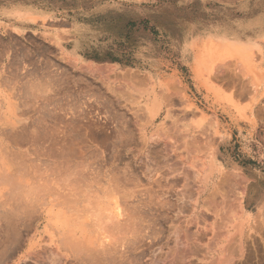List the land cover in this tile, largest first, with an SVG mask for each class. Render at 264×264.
Returning <instances> with one entry per match:
<instances>
[{"label":"rangeland","instance_id":"374dc122","mask_svg":"<svg viewBox=\"0 0 264 264\" xmlns=\"http://www.w3.org/2000/svg\"><path fill=\"white\" fill-rule=\"evenodd\" d=\"M256 1L0 0V264H194L210 254L202 248L206 241L228 242L229 264H245L246 259L247 264H264V211H257V204L264 207L262 192H254L246 208L238 206L245 175L212 166L208 187L202 190L200 172L208 153L197 140L191 146L195 151L187 156L179 141L188 123L205 121L214 151L227 128L237 139L241 130L234 126L252 118L256 97L260 91L264 95V32L252 37L249 28L233 25L259 14L253 11L260 4ZM244 2L246 9H239ZM187 13L207 25L220 22L233 28H219L217 38L208 29L198 31L188 37L183 52L156 19L159 15L174 23ZM77 15L81 17L76 19ZM85 18L100 25L111 21L118 36L97 32L91 45L78 46L76 27ZM156 100L161 110L153 118L145 108ZM258 103L264 105V99ZM163 123L172 148L156 135ZM155 132L159 142L153 141ZM250 140L243 142L247 152L240 151L242 143L222 150H228L240 167L262 171L264 146ZM71 148H79L75 153L81 150L86 159L74 156ZM60 160L67 166L76 160L86 163L69 169L63 179L55 178L53 164L66 166ZM118 176H127L128 184L120 178L119 185ZM76 179L84 181L78 184ZM125 189L141 195L122 203L119 195ZM86 193L117 195L128 212L134 214L137 208L148 212L146 221L149 215L153 221L151 208L164 214L159 224L144 225V235L138 233L142 238L133 230L128 232L135 237L121 234L117 253L116 244L109 247L105 242L104 249L103 237H98L101 243L95 238L99 229L88 217L92 204L83 201ZM139 196L145 199L144 208L137 207ZM208 221L223 226L206 227ZM236 240L241 243L239 252Z\"/></svg>","mask_w":264,"mask_h":264},{"label":"bare ground","instance_id":"6f19581e","mask_svg":"<svg viewBox=\"0 0 264 264\" xmlns=\"http://www.w3.org/2000/svg\"><path fill=\"white\" fill-rule=\"evenodd\" d=\"M57 1V0H56ZM66 2V1H65ZM68 2H70V1H68ZM83 2H84V0H83ZM197 2V1H196ZM71 3V2H70ZM197 3H200V2H197ZM85 4V3H84ZM82 7V6H81ZM81 9V8H80ZM100 8L98 7L97 9H96V11H98ZM175 9V8H174ZM105 11V10H104ZM101 12V11H100ZM90 13V12H89ZM103 13V12H102ZM114 13H116V12H114ZM199 13V12H198ZM200 14V13H199ZM86 15V14H85ZM115 15V14H114ZM114 15H112L113 17H114ZM186 16H188V17H183V18H181V19H179L178 21H176V20H174V23H172V22H170V21H168V20H166L165 18H163V17H160L159 15L157 16V19H156V22L158 23V25H159V27L161 28V29H163V30H165V31H167L171 36H172V39H173V42H174V45L176 46V48L177 49H179L180 51H183L184 52V50L186 51V46H187V42L189 41V36H191L192 34H194V33H196V32H198V31H202V32H204L206 29H208L209 30V32L215 37V38H217L216 36L217 35H219V31H217V29H213L212 28V25L211 24H209V25H207L206 24V22H204L202 19H200V18H197V17H191L192 16V13H187V14H185ZM25 16V15H24ZM91 16V15H90ZM101 16H104V15H101ZM100 16V17H101ZM108 16L109 17H111V15L110 14H108ZM200 16H202V15H200ZM81 16L80 15H77L76 16V19H78V18H80ZM95 17V16H94ZM98 17V16H97ZM106 18V17H105ZM167 18H168V16H167ZM92 19H95V18H92ZM107 19V18H106ZM97 20V19H96ZM99 20V19H98ZM95 20H88V19H84V22L82 23V24H78L77 25V27H76V30H77V32L79 33V36H80V39H79V41L77 42V44H78V46L82 43V44H84L85 46L86 45H88V44H90L91 45V40H92V38H91V35H95L97 32H100V33H106L109 37H115L117 34H118V29H117V26H116V24H113L111 21L110 22H104L103 24H98V23H96V22H94ZM103 21V20H102ZM101 21V22H102ZM112 21H114V20H112ZM116 21V20H115ZM118 25V24H117ZM242 26V25H241ZM249 27V26H248ZM247 26H246V28H248ZM252 27V26H251ZM239 30V29H238ZM162 32H164V31H162ZM264 35V34H263ZM118 36V35H117ZM147 36V35H146ZM143 38V37H142ZM220 39V38H219ZM145 40V39H144ZM216 40V39H215ZM150 43V42H149ZM193 43V42H192ZM210 43V42H209ZM214 44V43H213ZM212 44V45H213ZM148 45V44H147ZM204 45H206L205 44V42H204V44H203V47H205ZM174 46V47H175ZM209 46H210V44H209ZM208 46V47H209ZM211 47V46H210ZM209 47V48H210ZM214 47V46H213ZM202 48V47H201ZM216 48V47H215ZM207 51H209L208 49H206ZM205 50V51H206ZM212 50V49H211ZM201 53V52H200ZM202 53H203V50H202ZM208 53V52H207ZM206 53V54H207ZM205 54V53H204ZM208 56V55H207ZM92 70H96V69H93L92 68ZM93 72V71H92ZM91 72V73H92ZM103 73V72H102ZM118 76V75H117ZM124 76V75H123ZM169 97V96H168ZM167 97V98H168ZM184 97V96H183ZM170 99H171V97H169ZM169 99V100H170ZM167 101V102H170L169 104L171 105L172 104V101L170 100V101ZM148 102V101H147ZM168 104V103H167ZM168 104V105H169ZM167 105V106H168ZM166 106V107H167ZM170 107V106H169ZM165 108V107H164ZM146 110H147V112H148V114H150L149 116H152L153 118L154 117H156L157 115H159V113H160V110H161V103L160 102H157V100H156V102H154V103H146V108H145ZM172 109H174V108H172ZM170 111H171V109L170 110H168V115H167V118H171V114H170ZM146 112V113H147ZM173 112V111H172ZM144 114V113H143ZM137 118V117H136ZM142 119V118H141ZM144 119H146V118H144ZM140 121H142V120H140ZM168 121H169V119H168ZM139 122V121H138ZM149 122V121H148ZM165 122V121H164ZM170 122V121H169ZM173 122V121H172ZM167 123V122H166ZM188 123V122H187ZM192 123V122H191ZM145 125H146V123H145ZM182 126V125H181ZM180 126V127H181ZM184 126V125H183ZM196 127H198L200 130L198 131V133H197V131L195 132V128ZM205 128H206V124H205V121H202L200 124H197V125H195L194 123H192V124H187V127H185L184 128V132L182 133V135L181 136H179V141H181L182 142V144L184 145V147L187 149V153H184V154H186L187 156L188 155H191V154H193V150H192V148H191V146L193 145V143L195 142V141H197L198 140V142H201V143H203V148H201V149H203V151H204V153L206 154V153H208L207 154V157H206V161H205V163H203V164H205V170L204 169H202V171L200 172V171H197V172H200V174H202V181H203V183L200 185V188L203 190V189H205V188H207L208 187V182H209V174H208V169H210V167L212 166V168L214 169H216L217 168V170H219V168H220V166L222 165V164H224L220 159H218L217 157H216V155H215V153H214V151H210V147H211V142L209 141V140H207V136H206V130H205ZM140 130V129H139ZM157 130V129H156ZM194 131V132H193ZM141 133V132H140ZM167 129H166V125H165V123H163L162 125H161V127L158 129V131H157V134H156V132L152 135L155 139H156V136H155V134L158 136V137H160V138H162V139H164V141H165V144H166V146H171L172 145V143H171V141L169 140V139H172V138H170V136H168L167 134ZM197 133V134H196ZM126 134V133H125ZM138 134V133H137ZM142 135H144V134H142ZM174 135H175V133H174ZM176 135H178V134H176ZM147 136H149V135H147ZM173 138H174V136L173 135H171ZM142 137V136H141ZM158 137H157V139L156 140H154V138H153V141L154 142H157V140H158ZM181 137V138H180ZM145 138V137H144ZM152 138V137H151ZM143 139V138H142ZM150 139V138H149ZM144 140H146V139H144ZM151 140V139H150ZM149 141V140H148ZM152 141V140H151ZM163 141V140H162ZM212 141V140H211ZM127 142V141H126ZM144 142V141H143ZM158 142H159V140H158ZM62 143V142H61ZM65 143V142H64ZM143 144V143H142ZM213 144V143H212ZM62 145V144H61ZM74 145H76V144H74ZM158 145V144H157ZM182 145V146H183ZM130 146V145H129ZM173 146V145H172ZM172 146L171 147H169V148H172ZM85 147V146H84ZM83 147V148H84ZM65 148V147H64ZM179 148H181V147H179ZM194 148V147H193ZM73 149V150H72ZM75 148H71V150L74 152V156H81V154H82V152H81V150L79 151L81 154H79V152H78V154H76L75 153V151L77 152L78 150H76V149H79V148H76L75 150H74ZM199 149V148H198ZM68 150H70V149H68ZM151 150V149H150ZM56 151V150H55ZM72 151H71V153H72ZM185 151V150H184ZM195 151V150H194ZM52 153V152H51ZM130 153V152H129ZM150 152H148V154H149ZM85 153L83 152V155H84ZM147 154V155H148ZM151 154V153H150ZM54 155V154H53ZM69 155H71V154H69ZM73 155V154H72ZM83 155L81 156V157H83ZM86 155V154H85ZM85 155H84V158H85ZM74 156H73V158H74ZM76 156V157H77ZM135 156V155H134ZM193 156V155H192ZM54 157V156H53ZM62 157V156H61ZM66 157V156H65ZM81 157H79V158H81ZM190 157V156H189ZM201 157V156H200ZM78 158V159H79ZM83 158V159H84ZM192 158V157H191ZM70 159V158H69ZM86 159V158H85ZM149 159H150V157H149ZM188 159V158H187ZM195 159V158H194ZM73 160V159H72ZM71 160V161H72ZM191 160V159H190ZM200 160H202V158L200 159ZM200 160L198 159V162H200ZM58 161V160H57ZM61 161V160H60ZM70 161V160H69ZM195 161V160H194ZM64 162H66V161H64ZM64 162H62L61 161V163H64ZM73 162V161H72ZM72 162L70 163V164H72ZM85 163H86V161H84ZM84 162H81V161H77L76 160V163L74 164V165H69V166H67V164H65L66 166H63L62 164L60 165H57L59 162H57V166L58 167H56L55 168V163L53 164V166H54V169H55V171H54V174H55V178H62L63 177V175L67 172V174H68V171H69V169H71L72 171L74 170L73 169V167L75 166H82L83 164H84ZM113 162V161H112ZM183 163H185V162H183ZM187 163V162H186ZM185 163V164H186ZM202 163V162H201ZM77 164V165H76ZM189 164H190V162H189ZM191 164H193V161H192V163ZM196 164H198V163H196ZM200 164V163H199ZM202 164V165H203ZM187 165V164H186ZM151 166V165H150ZM185 166V165H184ZM194 166H195V164H194ZM197 166H199V165H197ZM84 167H85V164H84ZM190 167V166H189ZM188 167V168H189ZM193 167V166H192ZM202 167V166H201ZM222 167H223V165H222ZM52 168V167H51ZM78 168V167H77ZM192 169H194V167L192 168ZM152 170V169H151ZM191 170V169H190ZM205 172H204V171ZM52 171H53V169H52ZM192 171V170H191ZM50 172H51V170H50ZM195 172H196V170H195ZM196 172V173H197ZM53 173V172H52ZM69 173H71L70 171H69ZM192 173V172H191ZM237 173V172H236ZM48 174H50V173H48ZM47 174V175H48ZM193 174H194V172H193ZM199 174V173H198ZM196 175V174H195ZM224 175V174H223ZM50 176V175H49ZM92 177V176H91ZM125 177H127V176H125ZM125 177H120L121 179L122 178H124L125 179V181H127V180H129V178L127 179V178H125ZM152 177V176H151ZM241 177V176H240ZM246 177V176H245ZM53 178V177H52ZM87 178V177H86ZM119 178V176H118V178H117V180H116V182L118 181V179H120ZM63 179V178H62ZM123 179V180H124ZM156 179V178H155ZM84 180H85V178H84ZM84 180H79V181H77V179H76V181L78 182V184H79V182L80 181H84ZM92 180V179H91ZM123 180L121 181L120 180V182L121 183H123ZM242 180L244 181V179H243V177H242ZM64 181V180H63ZM101 181V180H100ZM156 181H158V180H156ZM52 182V181H51ZM66 182V181H65ZM69 182V181H68ZM74 182H75V180H74ZM90 182V181H89ZM94 182H98L97 180L96 181H94ZM64 183V182H63ZM62 183V184H63ZM67 183V182H66ZM83 183V182H82ZM118 183H119V181H118ZM126 184H128V181L127 182H125ZM125 183H124V185H125ZM223 183V182H222ZM84 184H86V183H84ZM67 185H69V184H67ZM82 185V184H81ZM119 185H120V183H119ZM118 185V186H119ZM61 186V185H60ZM63 186V185H62ZM61 186V187H62ZM85 186V185H84ZM88 186H91L90 184L88 185ZM126 186V185H125ZM117 187V186H116ZM62 188H64V187H62ZM89 188V187H88ZM88 188H86L87 190H88ZM101 188H102V186H101ZM114 188H115V186H114ZM120 188H122V187H119V189ZM50 190L52 189V188H49ZM58 189V188H57ZM111 189V188H110ZM217 189V188H216ZM55 190H56V188H55ZM116 190H118L117 188H116ZM127 189H125V190H123L124 191V193L122 192H120V195H119V197L121 196V194H122V199L123 200H119L118 198V196L117 195H110V194H107V193H104V194H102V195H99L98 193L97 194H95L94 196H92L90 193H86L84 196V200L83 201H85V198H86V201L85 202H89V205H91L92 204V206L90 207V209L89 208H87V207H89V206H87L86 207V213H87V210H88V217L91 215L92 216V221H91V223H93V225H95V224H97V225H95V229H99V230H94V231H96L97 233H94V234H96L97 235V237H95L96 239L99 237V235H100V237L102 236L103 237V240H104V242H102L101 243V241H103V240H101V238L98 240L97 239V241H100V243L101 244H103L104 245V243L105 242H108V243H106V245H108L109 244V247H111L110 245H112L113 243H114V246H115V244H116V246L117 247H119V245L121 246L122 244V242H121V236L122 237H124V238H130L131 236L130 235H134V237H135V234H129V232L128 231H134V233H136V235H138L137 237L138 238H142V235H144V233L142 232L143 230H144V228H145V226L144 225H148L149 226V223L152 221H150V219H152L151 218V216L149 215V217H150V219L148 220V221H146L145 219L148 217L147 216V214H149L148 212L146 213L145 212V210L143 211L142 209H140V208H137L136 209V205L137 204H134L133 203V205H135V206H132V208L133 207H135V209L137 210H135L134 211V214L132 213L133 212V210H130L131 211V213H130V211L128 212V210L129 209H127L126 207L125 208H123V206H122V204L120 203V202H127L128 203V200L131 198V199H134L135 198V196H137V195H141V194H137L136 195V192L135 191H133V193L132 192H130V191H126ZM255 189H251V183H250V179H248L247 177H246V184H245V186L243 185V187H242V190H241V192H240V197H241V205H239L238 204V206H242V207H247V204L246 203H252L253 202V200H254V191ZM49 191V190H48ZM70 191V190H69ZM80 191V190H79ZM85 191V190H84ZM83 191V192H84ZM122 191V190H121ZM59 192V191H58ZM86 192V191H85ZM94 192V191H93ZM116 192V191H115ZM50 193V192H49ZM62 193V192H61ZM70 193V192H69ZM75 193V192H74ZM73 193V194H74ZM135 193V194H134ZM51 194V193H50ZM57 194V193H56ZM79 194V193H78ZM145 194V193H144ZM62 195V194H61ZM80 195H81V191H80ZM216 195V194H215ZM237 195H239V194H237ZM58 196V195H57ZM66 197H67V195H65ZM70 195H68V197H69ZM49 197V196H48ZM60 197V196H59ZM132 197H134V198H132ZM143 197V196H142ZM141 196H139V200H136L137 201V203H139V205L137 206V207H143L144 208V206H142L141 204H144V202H143V200H145V199H143ZM239 197V196H238ZM58 198V197H57ZM61 198V197H60ZM70 198H72V197H70ZM93 198H95V199H93ZM137 198H138V196H137ZM54 199V198H53ZM74 199V198H73ZM77 199V198H76ZM130 199V203H131V201H133V200H131ZM237 199H240V198H237ZM50 200V199H49ZM56 200V199H55ZM64 201L66 200V199H63ZM72 200V199H71ZM78 200V199H77ZM135 200V199H134ZM147 200V199H146ZM61 201H62V199H61ZM68 201H70V200H68ZM68 201H66V202H68ZM82 201V202H83ZM120 201V202H119ZM139 201V202H138ZM76 202V201H75ZM78 202V201H77ZM81 201H79V203H80ZM122 202V203H123ZM143 202V203H142ZM105 203H107V204H105ZM127 203H126V206L128 207L129 205H127ZM158 203V202H157ZM237 203H239V202H237ZM54 204V203H53ZM145 204H147L146 202H145ZM123 205H125V204H123ZM131 205V204H130ZM153 205V204H152ZM159 205V204H158ZM145 207H146V205H145ZM150 206H148V208H149ZM153 207V206H152ZM159 207V206H158ZM158 207H156V208H158ZM82 208V207H81ZM147 208V209H148ZM151 208V207H150ZM150 208H149V210H150ZM171 208V207H170ZM262 208V207H261ZM131 209V208H130ZM140 209V210H139ZM146 209V208H145ZM146 209V210H147ZM169 209V208H168ZM151 210H152V208H151ZM151 210H150V214L153 216V223L152 224H154V223H158L159 221H158V219L159 218H161L162 217V215L164 214H161L160 215V210L159 209H155L154 208V210L151 212ZM178 210V209H177ZM176 210V211H177ZM148 211V210H147ZM235 211V210H234ZM89 212H90V214H89ZM137 214H136V213ZM182 212V211H181ZM129 213V214H128ZM144 213H146V215H144ZM203 213H204V211H203ZM131 214V215H130ZM176 214H177V212H176ZM178 214H179V212H178ZM178 214H177V216H178ZM180 215V214H179ZM196 215V214H195ZM199 215H200V213H199ZM198 215V216H199ZM232 215H233V213L231 214V220L230 221H233V219H232ZM235 215V214H234ZM146 216V218H144ZM161 216V217H160ZM201 216V215H200ZM236 216V215H235ZM246 217H251L252 218V214L251 213H248V212H246V215H245ZM80 217H82V215L80 216ZM87 217V216H86ZM202 217H204L203 215H202ZM234 217V216H233ZM163 218H164V216H163ZM166 218V217H165ZM79 218H77V220H78ZM90 219H91V217H90ZM90 219L89 218H87L86 219V221L87 220H89V223H90ZM174 219V218H173ZM205 219V218H204ZM160 220V219H159ZM167 220V219H166ZM206 220V219H205ZM168 221V220H167ZM193 221H194V219H193ZM85 222V221H84ZM87 223V222H86ZM95 223V224H94ZM145 223V224H144ZM156 223V224H157ZM159 224V223H158ZM259 225H261V223L259 224ZM97 226H99V227H97ZM262 226V225H261ZM88 227V226H87ZM150 227H152V226H150ZM154 227V226H153ZM259 228V227H258ZM88 229V228H87ZM86 229V230H87ZM153 230H155V229H153ZM261 230V229H260ZM263 230V229H262ZM99 231V232H98ZM125 231V232H124ZM132 231V232H133ZM126 232H128V234L126 233ZM139 232H142L141 234V236H140V234H138ZM99 233V234H98ZM118 235L119 236V238L115 235ZM115 236H114V235ZM122 234V235H121ZM125 234H127L128 236H130V237H127V235L126 236H124ZM93 235V234H92ZM112 235V236H111ZM95 236V235H94ZM94 236H92V237H94ZM140 236V237H139ZM147 236V235H146ZM108 237H110V239L111 240H106V239H104V238H108ZM117 237V238H116ZM116 238V239H115ZM124 238H122V241H123V239ZM132 238V237H131ZM76 239V238H75ZM113 239V240H112ZM106 240V241H105ZM115 240H120L119 242H120V244H119V242H118V244H117V242L115 243ZM136 240V239H135ZM140 240V239H139ZM240 240V239H239ZM239 240H236V241H238V243H240L239 242ZM93 241L95 242L96 240H94L93 239ZM112 243H111V242ZM133 241V240H132ZM138 241V240H137ZM142 241H143V239H142ZM111 244H110V243ZM126 242V241H125ZM96 243V242H95ZM98 243V245H100L101 246V244L99 243V242H97ZM140 243V242H139ZM237 243V242H236ZM123 244H124V246H126V248H125V251L126 250H128V247H127V244L126 243H124L123 242ZM126 244V245H125ZM233 244H234V242H233ZM103 245H102V247H103ZM133 245V244H132ZM136 245V244H135ZM236 245H239V247L238 246H236ZM243 245V244H242ZM259 245V244H258ZM115 246V249H117L116 251H117V253H118V250L120 249L121 250V247H119V248H117ZM241 246V243L240 244H235V248L237 249V247L239 248V249H237V252H239V250H240V247ZM98 247V246H97ZM102 247H100V248H102ZM107 247V246H106ZM113 247V246H112ZM139 247V246H138ZM54 248V247H53ZM95 248V247H94ZM114 248V247H113ZM124 248H123V252L125 253V251H124ZM227 248V247H226ZM226 248H224L225 249V252H226ZM104 249H106L105 248V245H104ZM112 249V248H111ZM214 249V248H213ZM236 249H235V251H236ZM245 249V248H244ZM243 249V250H244ZM252 249V248H251ZM93 250V249H92ZM114 250V249H113ZM119 250V251H120ZM132 250V249H131ZM231 250V249H230ZM87 251V250H86ZM94 251V250H93ZM115 251V250H114ZM235 251H233V252H235ZM97 252V251H96ZM129 252H130V250H129ZM144 252V251H143ZM224 252V253H225ZM232 252V251H231ZM233 252L231 253V255L233 254ZM114 253H116V252H114ZM243 253V252H242ZM241 253V254H242ZM244 253H247V252H244ZM249 253V252H248ZM248 253H247V255L246 256H248ZM101 254H102V252H101ZM106 254V253H105ZM109 254V253H108ZM110 254H112V253H110ZM121 254H122V252H121ZM237 253H235V255H236ZM240 254V255H241ZM100 255V253L98 254V256ZM107 255V254H106ZM120 255V254H119ZM125 255V254H124ZM128 255H129V253H128ZM225 255V257H223V260L220 258L219 260H222V262H217L218 264H229V262H230V260H229V253L226 255V254H224ZM243 255V254H242ZM251 255V254H250ZM234 256V255H233ZM100 257V256H99ZM128 257V256H127ZM140 257V256H139ZM236 256H234V257H232L231 258V260L233 259L234 260V258H235ZM249 257V256H248ZM251 257V256H250ZM112 258V257H111ZM217 258V257H216ZM216 258H215V260H216ZM243 258H245V257H243ZM252 258V257H251ZM107 259V258H106ZM112 259H115V258H112ZM129 259V258H128ZM136 259V258H135ZM246 259V258H245ZM118 260V259H117ZM122 260V259H121ZM215 260H213V262L215 261ZM242 260V258H240V261ZM250 260V259H249ZM109 261V260H108ZM113 261V260H112ZM111 261V262H112ZM238 261V260H237ZM248 259H246V261H243L242 263H245V264H247L248 262ZM126 262H128L129 263V261H126ZM232 262V261H231ZM235 262H236V260H235ZM116 263L118 264V262L116 261ZM134 263H136V262H133V264ZM237 263V262H236ZM250 263V262H249ZM112 264V263H111ZM124 264H126L125 263V261H124ZM132 264V263H131ZM196 264V263H195ZM232 264H234V263H232ZM259 264V263H258Z\"/></svg>","mask_w":264,"mask_h":264},{"label":"crops","instance_id":"0c3cea01","mask_svg":"<svg viewBox=\"0 0 264 264\" xmlns=\"http://www.w3.org/2000/svg\"><path fill=\"white\" fill-rule=\"evenodd\" d=\"M195 3L197 4V2L195 1ZM256 3H260L258 7H254L253 11L258 12L259 14H257L256 17H252L250 19H241L239 20L235 26L237 29H242L245 31L246 26L253 32L252 37H254L256 32H264V0H257ZM246 2L244 3H239V9L245 10L247 7ZM263 5V6H262ZM15 6H13L12 8H14ZM28 14L29 12H25L24 14ZM245 19V20H244ZM83 23V22H82ZM80 24V23H79ZM213 29H219V28H223L226 27L227 29L229 28H233V26H226L224 24H221L220 22L217 23H213L211 24ZM242 25V26H241ZM252 26V27H251ZM93 36V35H91ZM80 39V36L78 34V41ZM77 41V42H78ZM78 45V44H77ZM84 44H80V46ZM263 49V48H262ZM263 91H260L259 96L256 97V101L257 103L254 104V108L252 110V114H250V116L252 115V118L250 119V121H245V120H240V123L238 122L234 128L241 130L240 131V135H235L237 137V139H235V137L232 135V133L229 132L230 128H227L226 131L228 132L226 136L222 137L216 148L214 149V153L216 155V157L218 159H220L224 164L223 167L222 165L220 166V171H232V172H237L240 174H244L248 179H250V183H251V189H255L254 191H260V193L262 194V196H264V185L262 183H264V170L259 171L256 168L254 169L252 166L249 167H240L239 163L235 162L232 160L231 156L228 154V150L223 151V148L228 149L229 146L232 145H237L238 143H242L240 146V151L242 152H247L248 149L245 148L243 145V142L246 140H250L249 142L252 143L254 141L259 140V144H257L259 147H263V142H264V105L259 104V101H262L264 99V95L263 97L262 95ZM231 132H234L233 130H230ZM244 133H248L245 134ZM258 133H260V135L258 136ZM240 137V138H239ZM260 137V139L258 138ZM239 138V139H238ZM262 141V142H261ZM231 167V168H229ZM261 196V197H262ZM257 211H264V207L262 206V208L260 207V205L257 204ZM220 221H208V224L206 225V227H219V226H223V225H218L220 224ZM217 224V225H216ZM205 246L203 245L202 248L204 250H206L205 253H210L207 256L204 257H198L197 259H195L194 264H218L219 262H222L223 257H225L224 254H228L227 250L225 252L226 248L225 246L228 245V242L226 241H218L217 243H209V241L205 242ZM208 245H211L208 247ZM214 248V249H213ZM227 249V248H226ZM203 250V251H204ZM225 252V253H224ZM223 256V257H222ZM217 257V258H216ZM216 258V260H215ZM222 260H219V259ZM213 260H215L213 262ZM218 262V263H217Z\"/></svg>","mask_w":264,"mask_h":264}]
</instances>
